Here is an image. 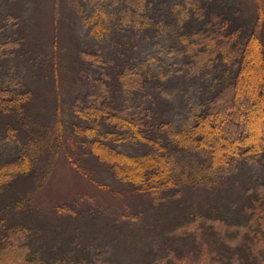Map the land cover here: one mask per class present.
<instances>
[{
	"label": "rangeland",
	"instance_id": "374dc122",
	"mask_svg": "<svg viewBox=\"0 0 264 264\" xmlns=\"http://www.w3.org/2000/svg\"><path fill=\"white\" fill-rule=\"evenodd\" d=\"M229 1L245 22L256 18L254 0ZM117 21L106 0H0V49L15 52L0 57L7 72L0 83L16 88L11 81L20 82L32 95L27 125L0 118V179L11 180L1 199L4 217L28 225L37 248L55 264L264 263V245L243 231L245 207L264 194V161L242 158L216 171L201 150L173 145L170 138L191 125L188 111L198 97L181 83V66L173 65L180 58L168 53L170 42L142 41L119 30ZM8 42L17 46L5 47ZM117 64L160 79L127 94L111 73ZM102 82L115 92L117 106L131 112L141 106L152 123L166 124L152 135L167 145L179 195L138 192L80 146L73 106ZM120 143L134 152L157 147L141 148L127 136ZM195 173L201 179L192 183ZM196 215L202 222L192 226ZM219 219L222 224L211 229L207 221L213 226ZM253 243L261 256L251 250Z\"/></svg>",
	"mask_w": 264,
	"mask_h": 264
},
{
	"label": "trees",
	"instance_id": "16d2710c",
	"mask_svg": "<svg viewBox=\"0 0 264 264\" xmlns=\"http://www.w3.org/2000/svg\"><path fill=\"white\" fill-rule=\"evenodd\" d=\"M106 1L123 33L157 44L170 42L168 53L180 58L173 65L181 66V83L198 97L197 105L191 103L189 107L191 125L169 141L179 148L201 150L216 171L242 158L250 163L264 161V0H254L256 18L250 24L229 0ZM4 46L14 48L17 44L8 42ZM14 54L0 49L2 60ZM113 71L127 94L144 91L147 84L160 79L157 75L151 79L130 64H117ZM0 72V79L7 75L1 66ZM11 82L16 88L0 83V118L6 116L25 126L32 95L20 82ZM115 99V92L106 83L83 102L80 97L76 99L73 133L80 138V146L115 179L138 192L160 197L163 192L177 190L179 195L167 145L152 135L155 127L164 132L166 124L152 123V114L141 106L139 112H131L126 105L117 106ZM125 136L141 148L157 147L155 151H131L120 143ZM68 157L77 165L73 157ZM19 160L23 163V156ZM200 175L195 173L192 183L200 180ZM10 181L0 179V264H55L37 248L28 225L9 223L4 217L1 199ZM17 207L16 203L14 209ZM244 210L248 215L243 231L255 244L264 245V194L254 196ZM202 219L196 215L191 225H200ZM216 221L213 226L207 221L211 229L222 224L221 219ZM254 243L251 250L261 256Z\"/></svg>",
	"mask_w": 264,
	"mask_h": 264
}]
</instances>
